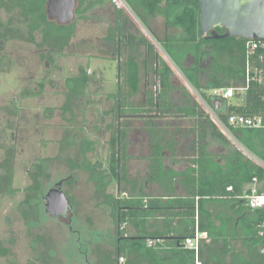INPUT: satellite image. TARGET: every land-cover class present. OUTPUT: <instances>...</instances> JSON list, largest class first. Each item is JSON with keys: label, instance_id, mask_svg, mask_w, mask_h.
Listing matches in <instances>:
<instances>
[{"label": "trees", "instance_id": "trees-1", "mask_svg": "<svg viewBox=\"0 0 264 264\" xmlns=\"http://www.w3.org/2000/svg\"><path fill=\"white\" fill-rule=\"evenodd\" d=\"M48 0H0V10L12 12L19 10L20 13L28 19L29 40L33 41V34L39 32L41 35L39 47H45L49 54L61 53L69 46L71 40L76 34V23L84 19L86 13L97 5L103 4L106 0H77V7L74 15L75 21L67 25H58L55 21L49 20L46 13V4ZM133 13L147 27L145 18L140 10H144L153 15H161L165 19V27L170 29H180V36L166 35L164 50L180 69L182 75L187 79L191 86L197 91L199 96L208 104L212 103L211 97L206 94L211 88H226L236 85L237 80L243 75L244 63V44L245 40L238 38L205 40L202 38L199 30V0H123ZM164 6H160L161 2ZM113 4V3H112ZM116 17L122 20L123 10L115 4ZM148 29V27H147ZM149 30V29H148ZM112 36V30L108 32V38ZM114 37V35H113ZM134 36H128V47L130 50H136L133 44ZM141 44L147 47L148 53H153V47L143 38H140ZM169 42H181V57H184L189 51L193 53L194 63L191 67L185 68L178 62L177 56L172 54L169 48ZM186 45L190 46L185 50ZM212 45L214 58L210 64L202 68L200 65L201 48ZM49 63H54L51 56L45 57ZM227 59L224 62L223 59ZM154 71L156 67L155 57L151 58ZM158 73L163 74L164 80L168 81V75L171 73L169 67L160 59L158 60ZM129 69L128 83L134 89L138 83L136 76L137 64L131 55L126 61ZM204 78L208 81L205 88L199 86V81ZM69 87L68 94L64 104L60 107L63 114L69 113L74 116V110L79 108L80 100L85 97L88 79L86 73L81 71L77 76L67 79ZM189 96V95H188ZM264 90L262 88H250L244 96H237L240 106H226L221 120L226 121L229 113H238L241 115H257L264 112ZM192 100L191 97H188ZM161 96L150 95L148 104L151 109L143 113H153L151 111L159 110L157 103H160ZM196 106V105H195ZM194 106V107H195ZM75 107V108H74ZM117 107L114 111L115 117L122 115L117 113ZM47 111L52 112L49 108ZM113 111V112H114ZM150 111V112H149ZM186 115H195L199 119L198 141L195 147L190 171L195 174L189 177L190 171L184 176L189 181H201L202 168L208 170L206 165L211 155L207 151V142L200 144V140L211 139L213 142L228 149L224 166L211 164V170L214 175L213 189L202 192V196L214 197V204H219L220 212L216 215L210 214L203 209L201 201H198V222L199 231L207 234L209 242L201 240L197 260L199 264H264V254L261 253L264 246V212L249 207L246 200L241 196L244 194L243 187L256 179L258 183H264V171L255 166L235 148L223 136L221 132L206 118L205 114L199 109L183 107L178 110ZM140 113L141 112H132ZM203 118L206 123L203 122ZM74 119V118H72ZM114 126H107V131H111V141L108 154V166H103V162H92L87 158V153L93 150L94 142L81 136L77 144V154L74 158H67L66 165L71 171L82 170L87 173V180L93 184L96 198L99 203L107 207L110 211V218L114 225V242L111 249L96 247L94 249L95 261L93 264H119V259L123 258V264H194L196 255L193 250L184 248V239L193 236L195 232V195L192 194L187 199L168 200L167 206H176L185 209L182 215L188 214L191 219V226L185 233L179 231L178 225L175 227L163 226L160 232L158 227L149 224V217L152 212L161 203L157 199H146L141 194L137 196H128L123 194L121 197L114 196L107 192V188L112 181L124 179V166L122 164L124 154V137L126 133L125 123ZM242 133L241 142L249 150H252L248 140L253 137L264 140V132L256 129L240 130ZM239 141V140H238ZM70 134L67 132L59 142L60 147L72 144ZM14 148L9 147L4 151V158L0 162V197H12L18 193L14 187ZM152 175L157 178L161 168V162L158 157L157 146H154L152 152ZM264 156V155H263ZM53 161L50 159H39L34 164L32 173V184L26 187L23 192L28 202L34 197L42 194V180L47 179L45 163ZM202 163V164H201ZM231 188L228 190L227 188ZM206 190V188H205ZM264 193V189L262 190ZM199 193V192H198ZM72 209L75 206L74 199H69ZM26 225L29 220L35 218L38 220V208L31 206L22 212ZM187 216V217H188ZM215 220L220 221V226H216ZM171 225V224H170ZM181 225H179L180 227ZM154 228V229H153ZM131 229V230H130ZM169 229V230H168ZM152 230V232H149ZM263 232V236H260ZM37 239L45 245L35 264H50L49 247L43 237ZM152 242V246H147ZM239 245L240 247H237ZM10 250L3 246L0 241V257H7ZM34 264V263H33Z\"/></svg>", "mask_w": 264, "mask_h": 264}, {"label": "rangeland", "instance_id": "rangeland-1", "mask_svg": "<svg viewBox=\"0 0 264 264\" xmlns=\"http://www.w3.org/2000/svg\"><path fill=\"white\" fill-rule=\"evenodd\" d=\"M118 2L129 22L148 39L147 31L133 11L121 0ZM112 3L108 0L89 10L85 18L76 23V34L69 46L61 53L52 55L45 47L38 46L41 40L39 32L33 34V41L29 40L28 19L19 10H0V162L5 149L13 147L14 187L19 190L15 196L0 197V241L10 250L7 257H0V264L37 263V258L45 248L37 239L39 236L44 238L49 247L50 264H93L96 247L112 248L114 225L109 209L99 203L93 184L87 180V173L82 170L71 171L65 163L67 158L76 157L81 136L95 140L93 151L87 154L91 161H108L111 135L103 126L112 121L109 117L102 122L96 121L90 107L104 110L111 107L112 103L109 106V101L102 98L93 101L91 86L86 97L80 100L79 108L74 110L73 117L60 110L66 100L63 95L66 80L74 77L83 63H88L93 70L100 66L105 69V93L112 92L113 85L117 87L119 77L116 78V64L112 65L108 60L95 65L99 61L93 60V57L84 59L86 55L103 53L98 50L96 40L104 36V31L114 21ZM76 19L74 17L73 21ZM152 44L171 70L172 76L177 77L192 96L196 91L187 83L179 68L171 63L154 40ZM209 47L201 48L202 68L207 67L214 58L213 47ZM46 56H51L54 63H49ZM79 58H83L81 63ZM193 61V57H189L187 62L181 60V64L188 68L193 65ZM223 61L228 60L225 58ZM87 101H91L90 106L86 105ZM49 108L52 112L47 111ZM82 110L87 112L83 115ZM83 117H86L87 123H82ZM94 122L101 128L95 130L91 126ZM67 132L73 142L61 148L59 142ZM50 158L53 161L45 163L48 178L42 180V194L28 202L23 190L32 184L34 164L39 159ZM136 170V167H129L128 173L140 179L141 170L137 173ZM59 183L68 199L73 198L75 201L66 219L50 217L44 211V196ZM107 192L116 193L113 182ZM31 206L38 208V220L32 218L26 225L22 212Z\"/></svg>", "mask_w": 264, "mask_h": 264}, {"label": "crops", "instance_id": "crops-1", "mask_svg": "<svg viewBox=\"0 0 264 264\" xmlns=\"http://www.w3.org/2000/svg\"><path fill=\"white\" fill-rule=\"evenodd\" d=\"M107 1L108 0H106L105 2ZM101 5H97V6H101ZM159 5L162 7L165 5V2L163 1ZM140 13L145 18L146 25L149 30L147 29V27L143 25L141 20L137 16L136 17L143 25L144 29L147 31L150 39L145 38L138 31V29L135 28L129 22V18L125 15V13L123 14L122 20L119 21L116 17L115 8L113 7L114 21L112 25H110L106 29V31H104L105 32L104 36L99 37L96 40L97 46H99L98 50L103 51V53H98L92 56L89 55L84 56V59L93 57L92 58L93 60L99 61L97 63L94 62L95 65L110 60L112 65L116 64L118 66L117 67L118 76L116 78L119 77V80L117 83V87L115 88L114 85L112 84L113 89L116 90V93L114 90L108 94L105 93V91H103V86L105 84L104 83L105 78L103 77L105 73V69L102 66L93 70L88 63H83L84 65H79L80 67L78 68V72L75 76H77L81 71H84L86 73V78L88 79V83L85 92L87 94L88 89L91 90V86H93V95L91 96L93 101L102 98L104 100L109 101V106L111 105L110 103H112L111 107L106 108L104 110L102 108L95 106L94 108L92 106L90 107V110H92V114L95 115L96 121L97 120L99 122L101 120L103 121V119H106L107 117L111 119L112 121L111 123L103 126L105 130L107 129V126L111 124H113L114 126L117 125V127H121L119 125L123 126V124L125 123L126 133L123 140L125 146H124V154H123L124 158L122 160V164L124 166V175H123L124 179L122 181H120L119 179L116 181L115 180L112 181L115 184L116 193L115 194L111 192L108 193L117 197L118 196L121 197L123 194H126L128 196H137L141 194L146 199H157L161 201L162 204L165 206H161V203L158 206H156V209L152 212V215L149 217V224L152 225L153 227L157 226L160 232L163 230V226H165L166 228H169V226H171L172 228L178 225L179 231L182 233L187 232L191 226L190 216H188V214L182 215V212L185 209L176 206H167L166 202L171 199L173 200L187 199L190 198L192 194H194L195 210H196L195 212L196 220L194 222L195 225L194 230L199 231L197 227L198 201H201V204L204 207L203 209H205L212 215L218 214L221 210L219 204L213 203V200H215L214 197L202 196L200 194H202V192L204 191H211V189H213L212 182L214 179V175L211 170V166H212L211 164L213 163V165L216 164L219 166H224L225 164L224 157L226 156L228 149L213 142L210 138L209 139L207 138L206 141L200 140L199 141L200 144L203 145L207 142L208 145L207 151L211 155V158H209L206 165L208 166L209 169L205 170L207 167H205V169L202 168V171L204 172L200 175L202 178L201 181L192 180L187 182L186 180L187 178H185L184 175L188 171H190L192 167L191 165L194 156V151L198 141L197 138H198L199 119L197 116L193 114L186 115L182 112H178V110L183 107L194 108V109L197 108L200 109V107L198 106L194 97L191 96V94L188 92L189 90H187L181 84V82L177 77L175 76L173 77L172 74L170 73L168 75V81L166 82L163 78V74L160 75L158 73V64H159L158 60L161 59L164 63L165 61L163 60L162 57H160L159 53L154 48L155 46L152 44V40H154L162 48L164 54L168 57L171 63L176 68H178L177 65L173 62V60L164 50L163 45H165L167 34H169L170 36L172 35L180 36L182 31L180 29H174V28L168 31L165 27V19L161 15H153L144 10H140ZM109 30H112V36L110 38H108ZM130 35L134 36L133 44H135L136 50L133 51L130 50L128 47V36ZM140 38H143L145 41H147L149 45L153 47V53H148L147 47L144 44H141ZM168 46L171 49L172 54H175L178 57L177 60L179 63H181V60L187 62L186 60H188L189 57H193L194 59L193 53L191 51H189L184 57H181L182 54L181 42H169ZM207 46L208 48H210L209 46L213 47L212 45H207ZM106 48H108V50ZM189 48H191V45L190 46L186 45L185 50H188ZM131 55L134 57V60L138 66L136 72L138 83L136 84L135 89L132 86H130V84L127 81V78H129L130 71L126 66V61L130 58ZM77 57L79 56L77 55ZM152 57L153 58L155 57V62H156L155 71H154V66L152 67V61L150 62ZM79 60L81 63V60H83V58L82 59L79 58ZM178 70L180 71V69ZM185 80L187 81L186 78ZM241 81H242V76L238 78L236 84H239ZM187 83L191 86V84L188 81ZM207 85H208V81L204 78H201L199 81V86L205 88ZM68 89L69 87L67 85L65 92L63 94L64 98L68 94ZM212 89L213 88L209 89L208 91H205L208 97L210 96ZM154 93L155 96H158V94H160L161 96L160 103L158 102L156 105L159 110L151 111L153 113L150 114L149 113L145 114L143 113L144 111H147L148 109L152 110V108H150L148 104V99L150 95H153ZM188 95L191 97L192 100H189L187 102V100L189 99ZM88 104L90 106L91 101H87L86 105ZM229 104L231 106H240V101L238 97L235 96L233 99L229 101L228 105ZM116 107L118 108L117 113H121L122 110L121 116L115 117L114 114L116 113V111L114 110L116 109ZM215 110L217 111L218 114L223 115L222 113L225 110L224 103H221V109L216 108ZM138 111L141 112L142 114L132 113ZM81 112H83L84 115V113L87 111L82 110ZM81 121L82 123H87L86 117L85 118L83 117ZM95 122L92 123L91 126L95 130L98 128L100 129L101 126H98L96 124L97 122L96 123ZM203 122L206 123V120L204 118H203ZM240 130H244V129H237V130L231 129V132L233 133L236 141L239 142V144L242 145V147L247 151H249L251 154L255 155L256 157L262 158L264 155L263 153L264 140L261 141L260 138L258 139L257 137H253L252 139H249L248 142L252 146V150H249L240 141L241 137H243ZM110 135H111V131H110ZM128 137L130 140H128ZM88 139L93 141L95 146V140H92L90 138ZM110 141L111 139L109 140V148H110ZM230 144L233 148H235V146L231 142ZM154 146H157L158 154H159L158 157L161 162V168L157 174L156 179L153 178L152 175L153 172L151 170L152 156H153L152 152ZM108 154H109V149H108ZM97 161L103 162V166L106 165L108 166V161L106 163L105 161L102 160H97ZM97 161H92V162H97ZM129 167L131 168L136 167L137 169L136 173L140 169L141 178L140 179L134 178L133 176L129 175L128 173ZM193 176H195V174H193V172L190 171L189 177H193ZM249 187H250V183H246V185H244L243 187L244 193L248 192ZM258 188L260 189V192H263L262 190L264 189V183H259ZM215 224L216 226L221 225L219 220H215ZM179 225L181 226L179 227ZM149 232H152V230H149ZM202 233L205 232L202 231ZM208 238L205 240L206 242H209Z\"/></svg>", "mask_w": 264, "mask_h": 264}, {"label": "water", "instance_id": "water-1", "mask_svg": "<svg viewBox=\"0 0 264 264\" xmlns=\"http://www.w3.org/2000/svg\"><path fill=\"white\" fill-rule=\"evenodd\" d=\"M76 7L77 0H48L46 13L49 20L67 25L73 22ZM217 28L224 33L218 34ZM199 30L202 36L209 33L212 40L264 38V0H199ZM212 106L221 109L218 100ZM44 211L50 217H67L72 211L61 183L44 196Z\"/></svg>", "mask_w": 264, "mask_h": 264}, {"label": "built area", "instance_id": "built-area-1", "mask_svg": "<svg viewBox=\"0 0 264 264\" xmlns=\"http://www.w3.org/2000/svg\"><path fill=\"white\" fill-rule=\"evenodd\" d=\"M111 1L114 2L119 9H121L118 2L119 0ZM121 2L125 4L123 0H121ZM242 70V81L239 84L226 88H213L211 90V100H218L220 103H224L225 111L229 101L235 96H244V94L252 87H258L264 90V38L245 40L244 63ZM192 96L196 100L200 110L218 129V131L221 132L223 136L230 141L247 160L264 171V156L262 158L256 157L244 149L242 145L236 141L233 133L231 132V129H256L264 132V112L252 116L232 112L226 116V121H222L221 116L217 113L215 108H213L212 103L208 104L205 102L197 92H195ZM258 186V181L256 179H252L248 192L244 193L241 198L247 201L250 208L264 212V193L260 192ZM228 190H231V188L229 187ZM260 236H263V232H260ZM206 239L207 234L199 232L198 230H195L193 236L184 239V248L187 250H193L196 255L194 264H199L197 254L200 242L201 240ZM152 245V242H148L147 244L149 247ZM261 253L264 254V246L262 247ZM119 264H123V258L119 259Z\"/></svg>", "mask_w": 264, "mask_h": 264}, {"label": "flooded vegetation", "instance_id": "flooded-vegetation-1", "mask_svg": "<svg viewBox=\"0 0 264 264\" xmlns=\"http://www.w3.org/2000/svg\"><path fill=\"white\" fill-rule=\"evenodd\" d=\"M216 30V32L218 33V34H223L224 33V31L223 30H221V29H215ZM209 33L207 34V35H205V36H202V38H204L205 40H212V39H210L209 38ZM186 61H188V60H186ZM65 99H66V97H65ZM67 217H64L63 219H66Z\"/></svg>", "mask_w": 264, "mask_h": 264}]
</instances>
